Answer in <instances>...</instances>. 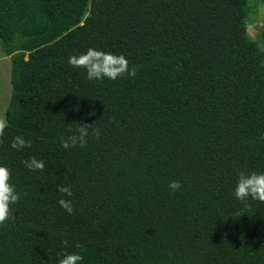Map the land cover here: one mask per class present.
Returning a JSON list of instances; mask_svg holds the SVG:
<instances>
[{"label": "trees", "instance_id": "1", "mask_svg": "<svg viewBox=\"0 0 264 264\" xmlns=\"http://www.w3.org/2000/svg\"><path fill=\"white\" fill-rule=\"evenodd\" d=\"M248 13L249 0H0L11 63L0 166L20 193L0 226V264H58L61 253L84 264H264V203L234 195L238 171L264 173V52ZM260 33L264 45V20ZM89 48L142 67L89 81L68 64ZM73 122H97L99 138L65 150ZM15 136L32 147L12 149ZM32 156L43 172L23 165Z\"/></svg>", "mask_w": 264, "mask_h": 264}, {"label": "clouds", "instance_id": "2", "mask_svg": "<svg viewBox=\"0 0 264 264\" xmlns=\"http://www.w3.org/2000/svg\"><path fill=\"white\" fill-rule=\"evenodd\" d=\"M68 64L73 68H82L87 73L89 81H103L105 79L116 81L121 78H135L141 69V65H130L123 55H116L111 52H104L94 48H89L86 53L70 56ZM77 111L79 109H76ZM94 115V114H93ZM97 123V122H96ZM94 123V124H96ZM94 124L73 122L68 125L70 135L61 137L60 144L65 149L79 146L85 148L88 145L89 136L97 139L100 130L94 128ZM9 127L5 119H0V146L6 143V129ZM10 147L17 151L32 147V141L26 140L23 136H15ZM29 171L45 170L43 160L35 156L22 161ZM172 192L180 191L183 187L180 181H171L168 185ZM61 199L58 201L69 215H75V208L72 201L73 191L71 187L64 184L57 185ZM26 196L27 193L25 192ZM235 197L242 203L251 199L264 203V173L238 171L237 183L234 191ZM20 201V193L12 183V172L8 167L0 166V226L7 224L16 218L15 205ZM67 240L64 241L67 247ZM80 245H77L79 248ZM58 264H84V256L78 253H61Z\"/></svg>", "mask_w": 264, "mask_h": 264}, {"label": "rangeland", "instance_id": "3", "mask_svg": "<svg viewBox=\"0 0 264 264\" xmlns=\"http://www.w3.org/2000/svg\"><path fill=\"white\" fill-rule=\"evenodd\" d=\"M263 20V1L249 0V13L246 18L247 32L264 52V45L260 33ZM10 66L9 57L0 48V119H5V110L11 95Z\"/></svg>", "mask_w": 264, "mask_h": 264}]
</instances>
